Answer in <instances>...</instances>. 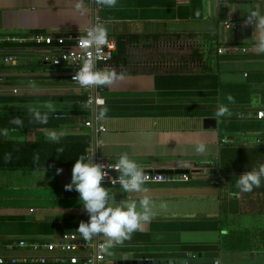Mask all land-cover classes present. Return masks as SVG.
I'll return each mask as SVG.
<instances>
[{
	"label": "crops",
	"instance_id": "crops-1",
	"mask_svg": "<svg viewBox=\"0 0 264 264\" xmlns=\"http://www.w3.org/2000/svg\"><path fill=\"white\" fill-rule=\"evenodd\" d=\"M96 17L104 28L111 25L109 36L137 41L128 45L125 61L112 63V84L83 90L67 69L45 62L59 50L29 39L82 34ZM261 20L264 0H117L115 7L99 0H0V57L14 58L0 64V144L54 142L47 138L54 130L88 137L89 147L98 145L115 163L127 153L144 173L188 171L145 184L146 192L110 190L117 201L147 197L152 211L143 231L109 249L106 264H129L115 258L124 255L191 264L200 254L213 264H264V184L248 193L235 186L236 176L264 163ZM220 49L229 52L220 55ZM96 96L104 104L89 102ZM47 101L56 106L49 118L65 117V126H30L36 121L29 106L43 114ZM221 106L228 110L222 117ZM14 118L26 128H15ZM91 120L92 129L86 127ZM208 120L216 121L215 129L206 128ZM223 149L230 172L219 167ZM71 178V168L59 174L49 167L0 168V259L25 260L0 264L62 254L19 243L57 242L88 221L79 193L65 189Z\"/></svg>",
	"mask_w": 264,
	"mask_h": 264
},
{
	"label": "clouds",
	"instance_id": "clouds-1",
	"mask_svg": "<svg viewBox=\"0 0 264 264\" xmlns=\"http://www.w3.org/2000/svg\"><path fill=\"white\" fill-rule=\"evenodd\" d=\"M100 4L107 7H115L117 0H99ZM77 9H81L82 4L77 3ZM255 16V13L252 14ZM264 26V20L260 21ZM107 30L102 26H94L91 28L84 39L81 40L82 46L87 48L89 45L93 47L95 58L89 53V58L84 60L82 65L73 77L81 87H99L102 85H110L117 74L114 70H100L96 66V58L103 45L107 44ZM260 48L264 50V39L260 41ZM122 78V77H121ZM232 98L229 97V100ZM43 107L47 109L43 114L38 108L29 106V111L33 113L34 119L41 124H46L49 119V113L56 110L54 102H44ZM106 109L98 113V118L106 115ZM225 106L218 109L217 116H224L227 112ZM12 123L22 125L20 118H14ZM63 133L49 131L47 138L51 141L58 142ZM205 146L200 144L197 151H203ZM58 151H63L59 149ZM109 170H115L118 176L110 177ZM63 169H57V173ZM235 186L240 192H252L254 188L261 187L264 184V163L253 167L236 176ZM106 179L111 184L119 182L124 192L134 193L147 191L145 185V173L137 161L130 157L127 153H122L115 164L94 162L93 155H80L72 168L71 182L65 185L68 191L75 190L79 193V201L83 204L85 210L89 214L88 221H81L76 232L83 239L89 240L99 236L107 238L106 243L102 245L104 249L111 248L115 245L122 244L124 240L129 239L136 231L144 230V222L149 219L152 211V202L149 198L142 199H121L116 200L104 183Z\"/></svg>",
	"mask_w": 264,
	"mask_h": 264
},
{
	"label": "built area",
	"instance_id": "built-area-1",
	"mask_svg": "<svg viewBox=\"0 0 264 264\" xmlns=\"http://www.w3.org/2000/svg\"><path fill=\"white\" fill-rule=\"evenodd\" d=\"M248 21L250 24H253L255 19L248 18ZM94 26L104 27L100 17H96L94 25L86 28L82 34L69 33L65 36H45L41 34L31 37L29 40L34 43L45 44L46 46H50L55 50H59L56 54L47 56L45 58V62L53 65L54 67L67 69L69 72V80L75 87L83 90H91L93 89V86L86 88L81 87L76 81L73 80V77L78 71L79 67L82 65L83 61L89 58V53H92L93 58H95L93 47L89 45L87 48H85L81 44V40L86 37L87 32ZM230 26L235 29L237 24L233 22L230 24ZM116 52V39L108 35L107 44L102 46L99 57L96 58L97 68L100 70L103 68L110 70L112 68L111 65L114 61ZM227 52H229L228 49L219 50L220 55ZM12 62H14L13 57H0V64ZM102 89L103 88H101V90ZM89 102L96 106H101L104 104V100L98 98L97 96L89 98ZM258 117L261 119L264 118V112H260ZM86 127L91 129L93 128L92 120L86 122ZM98 131L104 132L105 129L101 127ZM88 153L89 156L93 155L94 162L104 163L105 165L108 163L115 164V162L98 153V145H96L94 148L89 147ZM109 174L110 177L119 175V173H117L115 170H109ZM172 180L174 179L168 178L165 175L145 173V184H161ZM184 180H188V177L185 176ZM104 183L106 184V187L109 189V191L122 189L118 181L114 184H111L110 180L106 179ZM105 243L106 237L102 235L93 239L85 240L78 232H71L62 236L57 242H52L46 245L38 243L27 244L25 241H22L19 243V246L21 248H29L34 251L45 249L49 253L59 252L63 254L52 259L40 257L29 260L34 264H106L107 255L110 248L104 249L102 245ZM21 261L24 262L25 260H11L13 263ZM5 262L6 261L3 259H0V263Z\"/></svg>",
	"mask_w": 264,
	"mask_h": 264
},
{
	"label": "trees",
	"instance_id": "trees-1",
	"mask_svg": "<svg viewBox=\"0 0 264 264\" xmlns=\"http://www.w3.org/2000/svg\"><path fill=\"white\" fill-rule=\"evenodd\" d=\"M117 42V52L115 54L114 61L120 60L125 61L127 57V47L131 43L137 41L134 36H122L118 35L115 37ZM32 121H36L31 118ZM67 119L65 117H51L48 119L46 124H41L38 121L33 123V127L37 128H49L58 129L65 126ZM13 124V123H12ZM15 128H26V125H16L13 124ZM29 127V125H27ZM13 128V129H15ZM63 149V151H58ZM89 142L88 137H61L58 142H46L40 141L36 143H20L11 142L8 144H0V168L7 169H18V168H30V169H40L43 167H49L51 169H63L73 168L75 160L79 158L80 155L89 156L88 153ZM230 151V150H229ZM228 154V149H223L220 157L219 167L223 172H230L227 169L226 157ZM6 157H5V156ZM63 255V254H61ZM60 256V255H55ZM53 257V258H54ZM46 258V257H43ZM4 261H11L2 258ZM48 259V258H47Z\"/></svg>",
	"mask_w": 264,
	"mask_h": 264
},
{
	"label": "water",
	"instance_id": "water-1",
	"mask_svg": "<svg viewBox=\"0 0 264 264\" xmlns=\"http://www.w3.org/2000/svg\"><path fill=\"white\" fill-rule=\"evenodd\" d=\"M111 25H108L105 27V29L107 30V33H111ZM206 128H212V129H215L216 128V121L215 120H208L206 122ZM155 174H159V175H184V174H188V171L186 170H162V171H156V172H153ZM150 174H152V172H150ZM109 259H113L114 256H109L108 257ZM115 258L117 259H124L127 261V263L129 264H150L149 261H133L131 256H116ZM191 264H213L214 263V260H208L207 258H203L202 254L198 255L197 258H195V256L192 257L191 261H190Z\"/></svg>",
	"mask_w": 264,
	"mask_h": 264
}]
</instances>
